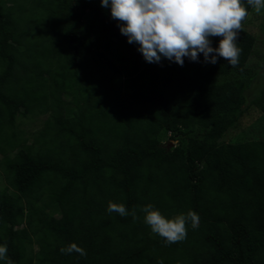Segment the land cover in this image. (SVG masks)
Listing matches in <instances>:
<instances>
[{
	"label": "trees",
	"instance_id": "trees-1",
	"mask_svg": "<svg viewBox=\"0 0 264 264\" xmlns=\"http://www.w3.org/2000/svg\"><path fill=\"white\" fill-rule=\"evenodd\" d=\"M242 3L238 65L200 54L181 67L146 62L100 0H0V245L13 264H264V123L259 139L223 140L250 107L264 122V40ZM148 204L194 211L198 226L166 244ZM71 243L87 255L62 254Z\"/></svg>",
	"mask_w": 264,
	"mask_h": 264
},
{
	"label": "clouds",
	"instance_id": "clouds-1",
	"mask_svg": "<svg viewBox=\"0 0 264 264\" xmlns=\"http://www.w3.org/2000/svg\"><path fill=\"white\" fill-rule=\"evenodd\" d=\"M102 8H110L111 19L117 21L120 33L129 44H137L138 51L148 63L160 64L162 59L181 67L184 59L216 64L224 58L236 67L242 49L237 41L243 30L242 21L249 15L242 0H100ZM247 6L259 14L264 10V0H246ZM213 37H219L218 46H212ZM107 212L121 217L138 219L134 207L131 211L124 204L109 202ZM144 222L152 233L164 239L166 244L178 243L187 237V225L193 228L199 223L194 211L166 218L153 205L140 207ZM62 254L86 251L76 243L60 249ZM7 245H0V261L13 264L8 257ZM162 264V261L160 262Z\"/></svg>",
	"mask_w": 264,
	"mask_h": 264
},
{
	"label": "rangeland",
	"instance_id": "rangeland-1",
	"mask_svg": "<svg viewBox=\"0 0 264 264\" xmlns=\"http://www.w3.org/2000/svg\"><path fill=\"white\" fill-rule=\"evenodd\" d=\"M252 21H251V30L255 32L258 37L262 38L264 40V10H262L259 14L257 13H252L251 15ZM262 50V48H261ZM260 50V51H261ZM256 54V53H255ZM255 54L251 57V62L246 68L247 73H257L260 66L259 59L256 60ZM264 70L259 71L258 75H262ZM259 78V77H258ZM259 80H252L253 85H257ZM263 119L261 113L253 108L250 107L248 110H245L242 112L240 115L237 117V121L235 123V126L228 130L226 132V135L223 140L226 142H240L244 140H254V139H259L261 137V129L263 127ZM36 126H28L27 129H36ZM167 144L173 145L174 142L171 141H166ZM5 182L3 180V176L0 173V189L2 190L5 186ZM56 216H59L57 214Z\"/></svg>",
	"mask_w": 264,
	"mask_h": 264
}]
</instances>
